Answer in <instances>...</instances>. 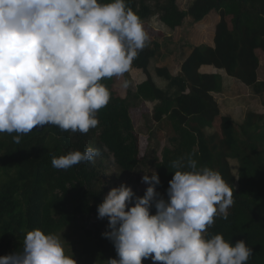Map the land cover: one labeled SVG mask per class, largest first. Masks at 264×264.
Segmentation results:
<instances>
[{"label": "trees", "instance_id": "1", "mask_svg": "<svg viewBox=\"0 0 264 264\" xmlns=\"http://www.w3.org/2000/svg\"><path fill=\"white\" fill-rule=\"evenodd\" d=\"M128 4L144 22L145 31L159 38L165 34L147 23L155 17L176 31L187 20L199 23L213 14L218 19L213 45L194 47L178 73L158 67L156 75L168 82L167 90L157 85L149 70L158 46H146L132 62L146 80L135 91L121 87L123 79L130 81L128 73L103 81L111 99L97 113L98 126L86 134L46 126L22 135L17 144L15 133H0V256L20 251L27 232L39 228L62 238L67 233L77 237L81 246L76 264L118 259L112 242L101 235L107 230V218L97 220V206L113 187L104 185L111 159L121 175L137 171L140 176L141 168L148 167L151 173L156 171L161 181L156 190L166 198L175 171L171 162L191 154L233 188L228 218L217 216L208 234H223L233 244L244 240L253 249L248 264H264V115L249 111L237 125L222 115L214 97L224 90L222 76L201 73L203 66L223 70L252 88L264 106V0H196L184 11L178 0H128ZM172 89L175 94L169 92ZM148 102L155 104L149 123L165 125L170 137L160 154L142 156L132 110ZM89 146L101 150L95 164L82 162L67 170L52 166L53 156ZM232 160L238 163L237 176Z\"/></svg>", "mask_w": 264, "mask_h": 264}, {"label": "clouds", "instance_id": "2", "mask_svg": "<svg viewBox=\"0 0 264 264\" xmlns=\"http://www.w3.org/2000/svg\"><path fill=\"white\" fill-rule=\"evenodd\" d=\"M148 43L128 0H0V133H15L17 144L46 126L88 133L111 99L103 81L124 77ZM121 87L130 81L123 79ZM100 156V148L89 146L53 156L51 163L67 170ZM171 166L166 198L152 171L142 176L148 185L143 196L121 183L97 206V218L108 221L101 235L118 257L108 264H248L253 249L244 240L233 244L223 234H208L217 216L228 218L233 188L191 154ZM65 243L60 234L33 229L22 249L0 256V264H76Z\"/></svg>", "mask_w": 264, "mask_h": 264}, {"label": "rangeland", "instance_id": "3", "mask_svg": "<svg viewBox=\"0 0 264 264\" xmlns=\"http://www.w3.org/2000/svg\"><path fill=\"white\" fill-rule=\"evenodd\" d=\"M196 0H178V5L181 10H187ZM218 19L213 15H208L202 22L195 23L187 20L183 27L176 31L170 30L159 19L155 17L148 21L150 27L160 32H163L165 36L159 38L154 36L150 30H146L149 37L154 38L153 43H148L147 46L155 48L158 46L157 58L151 62L149 70L159 86L164 90H167V84L162 81L156 75V69L160 66L168 67L173 73H178L181 63L186 59L194 47L200 44L213 45V39L215 34V25ZM144 24V22H143ZM156 37V38H155ZM130 76V87L133 91L137 86L146 80L145 74L132 66L128 72ZM204 74V73H203ZM223 78L226 74L222 73ZM264 77V72L261 73ZM237 85V86H236ZM171 94H175V89L169 90ZM215 99L220 105L222 115L231 116L237 125H240L243 119H245L246 113L254 111L256 113L264 115V106L260 98L255 94L252 88L236 82L227 85L224 91L220 94L214 95ZM154 103H140L138 107L133 108L132 116L136 123L137 132L141 135V152L142 156H153L154 151L161 153L163 145H169V130L165 125L159 127L153 122L149 123V119L152 116ZM211 132V131H207ZM161 146V147H160ZM114 159H111L110 166L112 167L104 177V185L107 184L113 187H118L121 183L126 186H130L136 196H143L148 185L142 183V176L147 173L149 176L152 174L150 168H141L140 176H137L136 172L133 174L121 175V172L117 169L116 165H113ZM237 162V161H236ZM235 161H230L233 173L238 175V166ZM109 163V161H108ZM101 220V219H97ZM67 237H64L66 243L65 248L68 254H72L76 260L77 255L80 252V244L78 238L67 233ZM146 264H154L151 259H145ZM160 264V262H155Z\"/></svg>", "mask_w": 264, "mask_h": 264}, {"label": "crops", "instance_id": "4", "mask_svg": "<svg viewBox=\"0 0 264 264\" xmlns=\"http://www.w3.org/2000/svg\"><path fill=\"white\" fill-rule=\"evenodd\" d=\"M224 71L223 70H218V69H215L214 67H211V66H203L202 67V69H201V73H204V74H220L221 76H222V73H223ZM225 73V72H224ZM226 74V73H225ZM152 75V74H151ZM153 76V75H152ZM222 78H223V76H222ZM162 81H164L166 84H167V88H168V82L167 81H165V80H161V82L160 83H162ZM236 82H238V83H241L240 81H238V80H236V79H234V78H231V77H229L227 74H226V77H224L223 78V86H224V89L227 87V85H229V84H233V83H235L236 84ZM156 83H158V82H156ZM241 84H243V83H241ZM158 85V84H157ZM244 85V84H243ZM159 86V85H158ZM237 86V85H236ZM246 86V85H245ZM161 87V86H160ZM162 88V87H161ZM248 88H250V87H248ZM163 89V88H162ZM224 91V90H223ZM214 95H216V94H214ZM223 113V112H222ZM226 116V115H225ZM229 117H231V116H229ZM244 120V119H243ZM243 122V121H242ZM209 131H211V132H208V133H213L214 132V130L213 129H208ZM207 130V131H208Z\"/></svg>", "mask_w": 264, "mask_h": 264}]
</instances>
